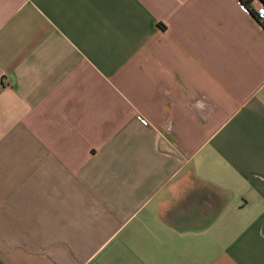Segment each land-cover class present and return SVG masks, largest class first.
<instances>
[{
    "label": "crops",
    "instance_id": "1",
    "mask_svg": "<svg viewBox=\"0 0 264 264\" xmlns=\"http://www.w3.org/2000/svg\"><path fill=\"white\" fill-rule=\"evenodd\" d=\"M240 1L0 0V264H264Z\"/></svg>",
    "mask_w": 264,
    "mask_h": 264
},
{
    "label": "built area",
    "instance_id": "2",
    "mask_svg": "<svg viewBox=\"0 0 264 264\" xmlns=\"http://www.w3.org/2000/svg\"><path fill=\"white\" fill-rule=\"evenodd\" d=\"M238 3L241 4L242 7L246 8V6L240 0H238ZM252 6V8H248L249 11L251 12L252 16L256 19V21L264 27V3L259 2L258 4Z\"/></svg>",
    "mask_w": 264,
    "mask_h": 264
},
{
    "label": "trees",
    "instance_id": "3",
    "mask_svg": "<svg viewBox=\"0 0 264 264\" xmlns=\"http://www.w3.org/2000/svg\"><path fill=\"white\" fill-rule=\"evenodd\" d=\"M262 2L264 3V0H262Z\"/></svg>",
    "mask_w": 264,
    "mask_h": 264
}]
</instances>
